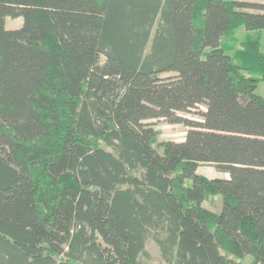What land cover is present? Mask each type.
Segmentation results:
<instances>
[{"label": "trees", "instance_id": "obj_1", "mask_svg": "<svg viewBox=\"0 0 264 264\" xmlns=\"http://www.w3.org/2000/svg\"><path fill=\"white\" fill-rule=\"evenodd\" d=\"M263 11L0 0V264H141L149 239L165 264H264Z\"/></svg>", "mask_w": 264, "mask_h": 264}, {"label": "rangeland", "instance_id": "obj_2", "mask_svg": "<svg viewBox=\"0 0 264 264\" xmlns=\"http://www.w3.org/2000/svg\"><path fill=\"white\" fill-rule=\"evenodd\" d=\"M248 2H255V3H264V0H243ZM264 12V11H263ZM22 18L21 17H5V27L6 28H17L21 25ZM237 36L241 37L243 35V29L237 31ZM175 72L169 71L164 73L163 75H174ZM255 92L260 96L264 97V83L263 81H258ZM205 110L204 105H198L196 107L191 108L186 112H178L180 115L187 117L188 119L193 120H201V113ZM153 126L157 130V141L159 143L161 140L170 139L175 141H181L184 138L185 131L188 129L183 123H169L165 121L163 118L152 119ZM197 173L204 175L206 177H223L227 174L223 171L217 170L212 164L209 163H201L197 167ZM186 184L191 183V179L187 178L185 180ZM203 205L212 211H218L220 208V201L218 198L213 197L209 199V201H204ZM146 250L148 252V256H144L140 259L141 264H165L162 260L158 246L152 240H147L146 242ZM248 263V256H245L242 259V264Z\"/></svg>", "mask_w": 264, "mask_h": 264}, {"label": "crops", "instance_id": "obj_3", "mask_svg": "<svg viewBox=\"0 0 264 264\" xmlns=\"http://www.w3.org/2000/svg\"><path fill=\"white\" fill-rule=\"evenodd\" d=\"M223 177H227V175L226 176H223Z\"/></svg>", "mask_w": 264, "mask_h": 264}]
</instances>
